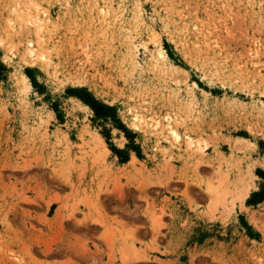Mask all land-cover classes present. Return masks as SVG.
<instances>
[{
  "label": "rangeland",
  "instance_id": "1",
  "mask_svg": "<svg viewBox=\"0 0 264 264\" xmlns=\"http://www.w3.org/2000/svg\"><path fill=\"white\" fill-rule=\"evenodd\" d=\"M0 264H264V0H0Z\"/></svg>",
  "mask_w": 264,
  "mask_h": 264
},
{
  "label": "bare ground",
  "instance_id": "2",
  "mask_svg": "<svg viewBox=\"0 0 264 264\" xmlns=\"http://www.w3.org/2000/svg\"><path fill=\"white\" fill-rule=\"evenodd\" d=\"M22 18L25 21H28V19L24 18L23 16H22ZM37 25L39 27V30H43V26H42L41 21H39L37 23ZM46 46H47L46 50L44 49V46L42 48H36L34 46H31L30 50H29L31 52V55L33 57H35L37 59V61L40 62V64H42V65L45 64V63L49 64L48 62L51 61L52 47L50 45H48V44ZM159 54H161L162 56H165V53L162 51L161 47H159ZM24 78H25V80L28 81L27 77H24ZM136 119L143 121L144 118L139 116V115H136ZM158 125H159V123L156 125V128L159 127ZM166 126H167L166 129H167L169 135H171L176 141H178L180 139L181 135H180V132H179L178 128L175 127V124L173 123V121L169 120V122L166 124ZM97 139H98V141L100 140L102 142L103 146L105 147L103 138L98 136ZM249 193H250V190H249V186L247 185L246 187L243 188V190L241 192L240 198L242 200L241 199L240 200L244 201L248 197Z\"/></svg>",
  "mask_w": 264,
  "mask_h": 264
},
{
  "label": "trees",
  "instance_id": "3",
  "mask_svg": "<svg viewBox=\"0 0 264 264\" xmlns=\"http://www.w3.org/2000/svg\"><path fill=\"white\" fill-rule=\"evenodd\" d=\"M88 103H90L98 115L102 114L103 111L107 109L106 107L99 105L97 102L88 101Z\"/></svg>",
  "mask_w": 264,
  "mask_h": 264
}]
</instances>
